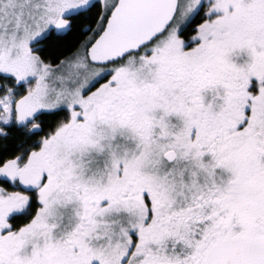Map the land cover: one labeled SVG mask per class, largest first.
I'll return each mask as SVG.
<instances>
[{
	"label": "snow or ice",
	"instance_id": "obj_1",
	"mask_svg": "<svg viewBox=\"0 0 264 264\" xmlns=\"http://www.w3.org/2000/svg\"><path fill=\"white\" fill-rule=\"evenodd\" d=\"M0 264H264V0H0Z\"/></svg>",
	"mask_w": 264,
	"mask_h": 264
}]
</instances>
